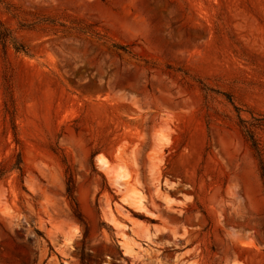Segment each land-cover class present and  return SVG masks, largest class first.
<instances>
[{"label":"rangeland","instance_id":"obj_1","mask_svg":"<svg viewBox=\"0 0 264 264\" xmlns=\"http://www.w3.org/2000/svg\"><path fill=\"white\" fill-rule=\"evenodd\" d=\"M0 19L26 49L0 40V264H264V0Z\"/></svg>","mask_w":264,"mask_h":264},{"label":"trees","instance_id":"obj_2","mask_svg":"<svg viewBox=\"0 0 264 264\" xmlns=\"http://www.w3.org/2000/svg\"><path fill=\"white\" fill-rule=\"evenodd\" d=\"M0 40L2 41V43L4 44L5 47L7 44H11L16 49V51H18V52L19 51H25L26 52L24 45H22L18 41V39L12 34L11 30L8 29L4 25V23L1 19H0ZM12 127L14 130L15 140L17 143H19V139L17 137V132L15 131L16 127H15L14 122L12 124ZM260 167H261L262 177L264 179V162H263L262 158L260 161ZM14 170H19L20 172L23 171V156H22L21 150H19L17 153L14 154L13 160L11 161V163L9 165H7V163H5L4 161L0 162V180L5 178L10 172H12ZM66 192H67V195L70 198V200L72 202H75V195H74L75 194V184H74V178L72 175H70V177L67 180ZM79 214L80 213H77L78 216H80Z\"/></svg>","mask_w":264,"mask_h":264},{"label":"bare ground","instance_id":"obj_3","mask_svg":"<svg viewBox=\"0 0 264 264\" xmlns=\"http://www.w3.org/2000/svg\"><path fill=\"white\" fill-rule=\"evenodd\" d=\"M105 163H106V161H105ZM125 176H127V174H123V175H121V176H119V178L120 177H125ZM117 181H118V177H117ZM116 181V182H117ZM121 184H122V186L123 185H125V186H127V185H129V181L128 180H125L124 182H121ZM132 204L134 205V207H136L137 209H145L146 208V206H145V201H144V199H143V197H141V198H135L133 201H132ZM153 204H154V206H155V204H156V202H155V200L153 201ZM136 211V210H135ZM160 230V229H159ZM163 231V230H162ZM160 232H161V230H160Z\"/></svg>","mask_w":264,"mask_h":264}]
</instances>
